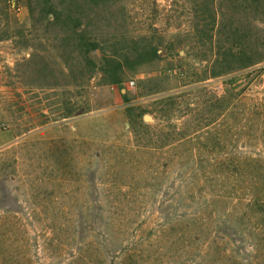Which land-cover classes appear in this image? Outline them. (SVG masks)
I'll list each match as a JSON object with an SVG mask.
<instances>
[{
    "label": "rangeland",
    "instance_id": "obj_1",
    "mask_svg": "<svg viewBox=\"0 0 264 264\" xmlns=\"http://www.w3.org/2000/svg\"><path fill=\"white\" fill-rule=\"evenodd\" d=\"M0 264H264V0H0Z\"/></svg>",
    "mask_w": 264,
    "mask_h": 264
},
{
    "label": "trees",
    "instance_id": "obj_2",
    "mask_svg": "<svg viewBox=\"0 0 264 264\" xmlns=\"http://www.w3.org/2000/svg\"><path fill=\"white\" fill-rule=\"evenodd\" d=\"M87 44H88V47L90 46L87 50H91L92 48H95V44H92V43H87ZM153 54H155V52ZM107 62H108V59H106V63ZM118 64L120 65V63H118ZM111 67H114V68L111 69ZM104 68L105 67H103V70H104ZM109 68L110 69L107 70V72H105L107 74V76H108L109 81L110 82H116V83L119 82V78H118L117 73H114V71L116 72V68L117 67L114 65V66H109Z\"/></svg>",
    "mask_w": 264,
    "mask_h": 264
}]
</instances>
